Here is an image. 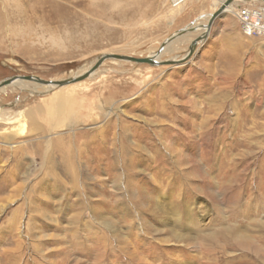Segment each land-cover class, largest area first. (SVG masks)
Returning a JSON list of instances; mask_svg holds the SVG:
<instances>
[{
  "label": "rangeland",
  "instance_id": "obj_1",
  "mask_svg": "<svg viewBox=\"0 0 264 264\" xmlns=\"http://www.w3.org/2000/svg\"><path fill=\"white\" fill-rule=\"evenodd\" d=\"M221 1L0 0V83L153 56ZM262 1L224 12L187 64L0 90V264H264V38L235 14Z\"/></svg>",
  "mask_w": 264,
  "mask_h": 264
},
{
  "label": "water",
  "instance_id": "obj_2",
  "mask_svg": "<svg viewBox=\"0 0 264 264\" xmlns=\"http://www.w3.org/2000/svg\"><path fill=\"white\" fill-rule=\"evenodd\" d=\"M237 0H226L225 3L222 5V7L212 16V19L209 23V25L206 26H200L198 28H194V27H187L183 30H180L178 32H176L175 34H173L167 41H165V43H163L161 45V47L159 48V50L156 52V54L154 56H150V57H146L144 59H137L134 57H128V56H121V55H104L102 56L97 63L86 73H84L83 75L74 78V79H67V80H63V81H46L43 80L39 77H35V76H15L9 79H6L4 81H2L0 83V90L8 85H11L14 81L16 80H24V81H29V82H35L37 84H40L41 86H48L49 88H61V87H65L67 85H71V84H75L78 82H81L85 79H87L93 72H95L96 70H98L105 61L110 60V59H118L120 61H127V62H132V63H136V64H147L150 65L152 67H157V66H174V65H181L183 63H185L186 61L189 60V58L194 54L196 48L201 45L203 42L207 41L208 39V33H209V29L211 27L212 22L218 18L227 7H229L231 4H233L234 2H236ZM198 30H205L206 33L202 34L200 37H198L197 39H195L190 47H189V52L187 53L186 57H184L182 60H166V61H157V58L161 56V54L163 53V51L165 50V48L172 42L176 41L177 39L186 36L189 33H193L196 32ZM208 32V33H207Z\"/></svg>",
  "mask_w": 264,
  "mask_h": 264
},
{
  "label": "bare ground",
  "instance_id": "obj_3",
  "mask_svg": "<svg viewBox=\"0 0 264 264\" xmlns=\"http://www.w3.org/2000/svg\"><path fill=\"white\" fill-rule=\"evenodd\" d=\"M112 1H114V2H117V0H112ZM185 1H188V0H185ZM225 1L226 0H222L221 2H219V9L222 7V5L225 3ZM243 1H245L246 3H248L247 2V0H237L236 2H234L233 3V5L231 4L229 7H227L226 9H225V11L224 12H227V11H230V9H232L235 5H236V3L237 2H243ZM250 1V0H249ZM252 1H259V0H252ZM185 3V2H184ZM261 3H263V5H264V0L261 2ZM183 5L184 4H182V5H180L179 7H176L177 8V10H179V11H181V10H183ZM249 5H251V4H249ZM256 5V4H255ZM256 6H250V8L247 10V11H243V9L242 10H236L235 11V14H236V17H237V19H238V21H239V23H240V26L242 25V23H244V25H245V27H244V34L247 36V37H253V33L254 32H257V33H260V34H262V38H264V7L263 8H255ZM217 8V9H218ZM244 8V7H243ZM216 9V10H217ZM218 9V10H219ZM215 10V11H216ZM217 10V11H218ZM214 11V12H215ZM216 11V12H217ZM213 12V13H214ZM215 12V13H216ZM223 12V13H224ZM214 13V14H215ZM222 13V14H223ZM213 14V15H214ZM222 14L218 17V18H216L213 22H212V24H211V27H210V29H209V33L207 34L208 35V38H209V36H211V32H212V30L214 29L213 28V26H214V23L217 21V19H219L221 16H222ZM212 14L208 17V20L210 19V21H211V19H212V16H213ZM210 21H209V23H210ZM242 22V23H241ZM209 23H208V25H209ZM201 32H203V30L201 31ZM204 33H206V31L204 30V32H203V34ZM178 40V39H177ZM176 40V41H177ZM176 41H174V43L176 42ZM179 41H181V39H179ZM178 41V42H179ZM192 41V40H191ZM177 43V42H176ZM204 43V42H203ZM202 43V44H203ZM178 46L175 44H173V43H171V44H169L166 48H165V50L163 51V52H171V53H174L175 51H176V48H177ZM199 48L197 47L196 48V50H198ZM196 50H195V52H196ZM195 52H194V54H195ZM156 54V53H155ZM193 54V55H194ZM107 55H115V54H107ZM162 55V54H161ZM192 55V56H193ZM121 56H123V55H121ZM154 56V55H153ZM192 56L189 58V60L188 61H186L185 62V64H187L188 62H190V60H191V58H192ZM129 57V56H128ZM148 57H150V56H148ZM161 57V56H160ZM160 57H158L157 58V61H158V59L160 58ZM135 58V57H134ZM137 59H144V58H137ZM111 60H118V59H111ZM118 61H120V60H118ZM160 62V61H159ZM184 64V63H183ZM97 71V70H96ZM95 71V72H96ZM88 72V71H87ZM94 73V72H93ZM92 73V74H93ZM83 75V74H82ZM79 76H81V75H78L77 77H79ZM77 77H73L72 79H74V78H77ZM90 77V76H89ZM88 77V78H89ZM46 81H48V80H46ZM22 82H25L24 80H16V81H14L11 85H8V86H6V87H4V88H2L1 90H5V89H7V88H10V87H16L17 85H19L18 87H21V83ZM40 85V84H39ZM68 86V85H67ZM67 86H65V87H67ZM45 87H48V86H45ZM49 88V87H48ZM62 88V87H61ZM223 243H222V245L223 246H221V247H223L224 248V246H226V244H227V242H226V240H225V238H223ZM217 247V246H216ZM219 249V248H218ZM210 251H212V250H210ZM214 253V252H213Z\"/></svg>",
  "mask_w": 264,
  "mask_h": 264
},
{
  "label": "built area",
  "instance_id": "obj_4",
  "mask_svg": "<svg viewBox=\"0 0 264 264\" xmlns=\"http://www.w3.org/2000/svg\"><path fill=\"white\" fill-rule=\"evenodd\" d=\"M184 2H186L185 0H172V6L174 7V8H176V7H179L180 5H182ZM264 7V6H263ZM263 7H261V8H263ZM259 9V8H258ZM264 9V8H263ZM243 11H247V10H243ZM242 23V22H241ZM244 27H245V25H244V23H242V29L244 30ZM258 34L257 32H254L253 34Z\"/></svg>",
  "mask_w": 264,
  "mask_h": 264
}]
</instances>
